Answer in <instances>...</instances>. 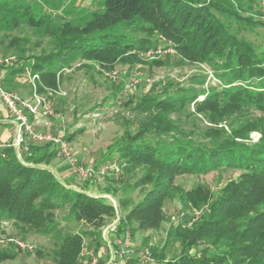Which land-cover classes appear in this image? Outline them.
<instances>
[{"label":"trees","instance_id":"16d2710c","mask_svg":"<svg viewBox=\"0 0 264 264\" xmlns=\"http://www.w3.org/2000/svg\"><path fill=\"white\" fill-rule=\"evenodd\" d=\"M84 2L97 3V9ZM45 8L61 12L53 15ZM251 10V5L244 8L219 0H0V47L16 46L9 33L23 24L42 29L51 38L47 50L29 56L20 50L19 59L53 89L63 77L62 69L72 68L78 60L84 61L79 67L93 62L111 70L118 63H144L147 51L166 46L181 63H205L221 71L218 90L179 88L145 95L133 107L140 116L133 133L108 151L117 155L105 162L115 159L122 174L137 173L133 189L142 192L133 202L127 181L120 189L105 182L100 186L101 193L119 199L124 219L118 232L126 226L132 236L135 230L159 229L168 200L199 211L190 225L182 227L189 222L185 219L173 226L181 243L179 254L165 258L150 247L156 264H264V48L228 31L216 15L249 26L264 25L242 14ZM162 42L166 46H160ZM23 69L17 65L5 69L1 79L5 90H13L14 76ZM38 91L45 90L39 86ZM189 106L209 123L203 133L205 142L189 138L172 117ZM249 111L260 115L244 116ZM82 131L76 129L65 139L70 141ZM254 132L259 134L256 141L251 137ZM29 145L23 161L11 147L0 152V226L9 221L21 232L56 234L55 211L68 207L76 221L91 229L65 233L56 244L54 260L55 264H81L83 248L98 251L102 246L101 229L113 220L115 209L99 192L91 193L88 182L71 187L47 167L59 154L52 143ZM222 169L239 174L215 196L203 184L186 190L175 183L180 175ZM146 241L147 237L141 244ZM0 255L3 260L12 258Z\"/></svg>","mask_w":264,"mask_h":264},{"label":"rangeland","instance_id":"374dc122","mask_svg":"<svg viewBox=\"0 0 264 264\" xmlns=\"http://www.w3.org/2000/svg\"><path fill=\"white\" fill-rule=\"evenodd\" d=\"M219 1L223 4L242 5L244 8L251 5L253 11L251 10L249 13L243 11L242 14L244 16L249 14L253 20L263 22L255 11L256 0ZM83 5L95 10L98 4L84 2ZM44 11L53 15H59L61 12H52L47 8ZM216 15L228 31L252 42L258 49L264 48V25L249 26L235 18H229L217 12ZM9 34L18 43L14 47H0V58L19 57L20 50L24 51L25 56L37 55L41 51L47 50L51 44V38L42 29H32L24 24ZM130 34L142 36L139 33L131 32ZM160 46H166L165 42H162ZM163 48L167 50L170 47ZM172 50L155 54L152 58L143 56L144 63H118L111 70L93 62H87L85 67H79L84 61L74 62L71 71L63 74L59 83L64 95H49L47 92H40L53 111L52 115L44 116V119H48L47 122L52 123V126L61 127L63 137L76 129L83 128L82 132L68 142L72 151H76V158L84 165L96 168L105 163L110 156L116 158V153L113 152L110 155L108 151L113 144H120L126 138V134L133 133L140 117L138 112L133 110V107L145 95L163 90L173 93L179 88H184L187 91L218 90L222 85L221 79L218 77L221 71L217 70L216 67L205 63H181L178 61V55ZM153 59L160 60L161 64L150 63ZM4 71L0 73L5 75ZM209 73L213 77H210ZM14 78H18V80L14 81L13 90H9L21 97H31V88L26 82L25 76L21 73L15 75ZM233 84H237V82ZM255 115H260V113L249 111L244 116ZM172 117L176 124L188 134L189 138L200 142L208 140L203 133L209 123L201 115H195L192 106L178 110L172 114ZM5 128H9V126L7 125ZM251 137L254 139H252L253 141L258 138L253 134ZM67 173L70 174L69 169H67ZM238 174V171L230 169L200 175L185 174L176 177L175 183L186 190L195 187L197 184H203L215 196L228 180L236 178ZM137 178V173L126 174L125 172L118 179L106 176L100 185L89 181L88 189L91 193L98 194L97 192H99L98 196L111 204L109 198L102 196L103 190L100 186L102 187L105 182L107 185L120 189L123 182L127 181L130 187L127 193L132 201L136 202L142 196L139 188L133 189ZM75 181L79 186H83L81 182ZM120 196H123L122 192H120ZM164 214L165 219L159 229L147 232L135 230L133 236L137 245L134 244L136 247L140 245L152 247L155 253L163 252L165 258H171L181 251V243L173 233V226L185 219L189 222L182 224V227L190 225L199 216V211L191 210L177 200H168L164 205ZM55 218L58 222V231L51 235H40L32 231L21 232L12 222L4 221L0 226V237L14 236L27 240L33 244L34 250L25 252L18 250L11 244L0 245V254L12 256V258L0 259V264H55L56 244L65 233L91 229L90 226H85L76 221L69 213L68 207L56 210ZM145 237H147L146 243L141 244ZM90 248L93 247L90 246ZM37 250L41 253L40 255L36 252ZM152 257V264H156L155 257L153 255Z\"/></svg>","mask_w":264,"mask_h":264},{"label":"built area","instance_id":"2783aa9c","mask_svg":"<svg viewBox=\"0 0 264 264\" xmlns=\"http://www.w3.org/2000/svg\"><path fill=\"white\" fill-rule=\"evenodd\" d=\"M255 9L260 19L264 21V0H256ZM167 50L170 51L172 48H168ZM167 50H150L144 54V57L152 58L155 54H160ZM11 65L24 67L22 74L30 85L32 95L26 98L19 96L13 91L5 90L1 82L2 73H0V101L10 112L12 122L15 125L14 137L10 141H0V152L5 148L11 147L14 149L18 159L23 161V155L30 152V142H50L58 149L65 166L70 170L72 175L77 177L79 182L92 181L102 183L106 176L118 179L122 174V169L117 160L107 161L96 168L86 166L76 158L65 137L40 132L35 129L34 124L36 122H39L44 116L53 114L46 98L38 91V87L41 86L45 90L44 92H47L49 95H64V93L59 85L56 89L45 86L41 81L40 75L32 72L28 65L24 66L19 57L7 56L0 58V72H3ZM71 69L63 68L62 73L70 72ZM209 76L213 77L211 73H209ZM252 134L259 137V134L256 132ZM102 196L111 200V204L115 209V217L111 222L102 227L101 239L103 246L98 251L90 247H85L81 250L79 255L82 261L81 264H130L133 262H135L134 264H151L153 257L149 246L136 247L128 226L124 227L121 232H118V224L124 219L120 210L118 197H114L109 193H103ZM5 244H11L18 250L25 252H32L34 250L32 243L19 237L1 236L0 245Z\"/></svg>","mask_w":264,"mask_h":264},{"label":"crops","instance_id":"0c3cea01","mask_svg":"<svg viewBox=\"0 0 264 264\" xmlns=\"http://www.w3.org/2000/svg\"><path fill=\"white\" fill-rule=\"evenodd\" d=\"M5 72V71H4ZM4 77V74L1 76ZM14 81L18 80V78H14ZM27 82V81H26ZM28 83V82H27ZM27 98V97H26ZM48 119H44V117L34 124L35 129L40 132H48L51 134L64 136L63 130L59 126H52V123L47 122ZM9 126V128H5V126ZM9 129V130H8ZM49 130V131H47ZM15 135V125L12 122L10 112L5 107V105L0 101V141H10ZM71 146V145H70ZM76 155V151L73 152ZM47 167L64 183L68 184L71 187H77L78 183L75 181L77 177L72 175L71 173H67V167L62 161L60 154L56 158H54ZM7 222V221H5ZM133 241L135 243V239L133 236ZM136 244V243H135ZM137 245V244H136Z\"/></svg>","mask_w":264,"mask_h":264}]
</instances>
